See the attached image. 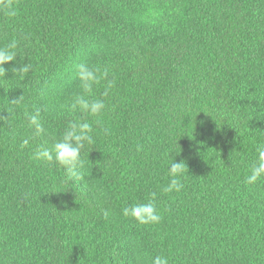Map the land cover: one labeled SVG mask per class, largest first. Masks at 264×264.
I'll list each match as a JSON object with an SVG mask.
<instances>
[{
  "label": "trees",
  "instance_id": "trees-1",
  "mask_svg": "<svg viewBox=\"0 0 264 264\" xmlns=\"http://www.w3.org/2000/svg\"><path fill=\"white\" fill-rule=\"evenodd\" d=\"M12 3L14 17L0 12V47L18 41L0 77V264H264V178L245 183L264 144V0ZM81 63L116 81L107 97L94 89L98 119L69 108L86 95ZM76 118L94 143L75 175L35 160ZM172 160L184 187L166 194ZM152 192L159 223L123 215Z\"/></svg>",
  "mask_w": 264,
  "mask_h": 264
},
{
  "label": "clouds",
  "instance_id": "clouds-1",
  "mask_svg": "<svg viewBox=\"0 0 264 264\" xmlns=\"http://www.w3.org/2000/svg\"><path fill=\"white\" fill-rule=\"evenodd\" d=\"M0 12L6 17H14L16 11L12 0H0ZM17 49L18 41L16 39H12L0 47V77L5 76L3 65L16 60L18 56ZM16 71L27 74L32 71V68L31 65L25 64ZM75 75L86 95H77L73 98V102L69 106L71 113L79 112L86 117L98 119L105 112L107 105L104 99L95 97L94 89L103 85L104 92L102 95L107 97L110 90L115 87V79H109V71L107 69L88 66L84 63L75 66ZM22 97L23 95L14 103L18 102ZM27 118L31 126H34L37 130L41 129V114L38 109L27 114ZM92 132L93 125L87 119L76 118L70 120L62 137L54 143L51 149L38 147L34 150V159L45 163H55L75 175L76 170L83 165L82 150L86 144L91 145L94 143ZM28 143V139H24L23 145L27 146ZM256 151L258 153L257 160L252 165L250 174L245 180L248 185L255 184L258 180L264 178V144H259ZM167 168L169 182L162 191L166 194L178 193L184 187L182 182L186 172L184 162L176 163L172 160ZM156 200L157 193L152 192L146 202L124 207L122 210L123 215L133 218L142 225L159 223L161 215L158 212ZM152 264H169V260L167 257L158 255L154 257Z\"/></svg>",
  "mask_w": 264,
  "mask_h": 264
}]
</instances>
